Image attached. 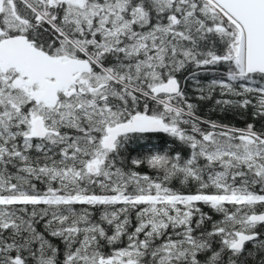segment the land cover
Wrapping results in <instances>:
<instances>
[{
  "label": "snow or ice",
  "instance_id": "snow-or-ice-1",
  "mask_svg": "<svg viewBox=\"0 0 264 264\" xmlns=\"http://www.w3.org/2000/svg\"><path fill=\"white\" fill-rule=\"evenodd\" d=\"M0 264H264V0H0Z\"/></svg>",
  "mask_w": 264,
  "mask_h": 264
}]
</instances>
